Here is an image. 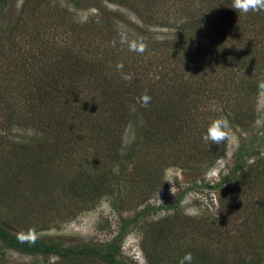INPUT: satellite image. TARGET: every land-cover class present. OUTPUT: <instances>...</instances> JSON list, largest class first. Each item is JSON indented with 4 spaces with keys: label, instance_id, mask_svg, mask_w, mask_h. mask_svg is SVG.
Segmentation results:
<instances>
[{
    "label": "rangeland",
    "instance_id": "rangeland-1",
    "mask_svg": "<svg viewBox=\"0 0 264 264\" xmlns=\"http://www.w3.org/2000/svg\"><path fill=\"white\" fill-rule=\"evenodd\" d=\"M232 4L0 0V180L4 163L15 171L29 167L19 145L42 138L46 159L21 174L13 191L1 188L0 218L10 230L65 247L100 245L123 219L147 209L129 224L118 256L123 264H176L150 246L146 230L167 215L168 226L178 222L169 229L184 234L170 243L210 253V264L219 254L245 264L264 251V11L254 23ZM121 34L143 38L147 50L130 51ZM145 92L151 102L144 114L137 98ZM220 116L230 121L231 141L204 142ZM149 128L155 140L148 152L134 143L147 139ZM172 131L181 145L177 138L167 146ZM79 165L108 174L94 200L65 199L60 186L50 197L32 194L40 178L69 169L73 177ZM236 165V176L213 188ZM83 182L94 186L92 178ZM56 196L64 202L50 206ZM0 246V264H78Z\"/></svg>",
    "mask_w": 264,
    "mask_h": 264
},
{
    "label": "trees",
    "instance_id": "trees-1",
    "mask_svg": "<svg viewBox=\"0 0 264 264\" xmlns=\"http://www.w3.org/2000/svg\"><path fill=\"white\" fill-rule=\"evenodd\" d=\"M259 13L260 12H250L247 15L252 19V22L255 23V19L259 16ZM115 32L120 34L117 31ZM241 54L238 55V58L240 59L243 58ZM50 90L51 89H49L43 95V97H41L40 102L46 101L52 95V92ZM130 97L132 100V95ZM159 101L160 99L155 98L154 103H158ZM161 103L162 106H165L163 104L162 99H161ZM147 107L141 106V110L144 112V114L146 112ZM35 127L39 128L38 125H36ZM149 129L151 131L149 132V137H147V139H142V140L137 139L134 143L135 147L137 146V144L140 145L141 143H143V145L141 146H143L145 150L148 152H149V147H147L146 145H151L155 140L154 139L155 132H153L151 128ZM170 134L172 135V140L170 142H167V146L172 144V142H177L176 140L177 138L180 139V142L178 143L181 145V138L179 137V134L173 131L170 132ZM163 138L164 140H166L165 137ZM35 141H32L33 144L30 142L19 145L20 153L23 155L24 158H26V162H30V165L26 170L21 169L15 171L12 170L9 163H4V167L6 169V172L4 173L6 175V178L0 180L1 182L0 190L2 188L5 192L13 191L15 182H17L18 184H20L21 182V178H20L22 176L21 174L28 173L31 170H36L43 165L42 163H44L46 159L41 152V147L43 145L42 138L37 137ZM62 145L63 143H58L56 146L57 149L60 150V147ZM134 146H132V149L134 148ZM157 146H158L157 148L160 147L159 144H157ZM25 150L26 152L23 153ZM28 153L30 154L29 157L27 156ZM132 154L133 153H131V155ZM239 156L241 157V155ZM238 166L240 165H236L235 168H233L227 176L222 177L221 181L213 185V188L222 187L224 182L236 176L235 174L238 171ZM101 168L102 167L96 165L94 166L95 170L92 173L91 171H88L90 173L89 174L87 171H82L85 168L79 165L77 174H75L76 173L75 171V173L72 174L73 177H70L71 169H69V172L67 173L62 172L61 174H57V177L55 175L51 177H42L33 184L35 187L34 190L35 192L32 194H35L39 198L50 197L51 195H53L51 191L54 188L60 186L61 190L63 191L62 195H64L65 199L68 198L69 200L73 196H77L83 199L84 201L85 200L92 201L98 195L96 190H98L101 184H106V181L108 180V174L101 173ZM103 170H108V168H103ZM85 177L92 178L94 182V186H88L86 182H83V179ZM91 188H93L92 192L89 191ZM228 190L231 191V188L229 186L227 188V191ZM64 198L58 199L56 196L55 198L51 199L49 205L54 206L57 203L64 202ZM224 200H226V198ZM146 212L147 209H144L136 213V215L131 219H123L122 227L118 231L116 236H114L111 240L105 242L104 244L92 245L89 243L87 244L85 243V244H76L69 247H65L60 241L57 240L24 238L20 234L10 230L9 225L6 224L0 218V243H2L3 246L6 245L10 248H13L16 251L25 254H32V255L40 254L47 258L52 256H57L59 258V261L57 260L58 263L75 260L78 264H95L97 263V261H102L105 264H123V262L120 259H118V256H120L121 254L122 242L128 232L127 229L129 228V224L137 220L139 216L145 214ZM170 218L171 216L167 215L157 221L152 222L151 224H147L146 230H149L148 233L152 234L151 239H149L150 246L159 247L160 253L164 254L167 258H169L171 261L175 262L176 264H180L181 259L183 258V257L180 258L178 256L176 257V255L178 253H181L182 251H185V254L189 252L192 253L193 260L191 261V264H210L208 262V259L211 260L213 258L210 253L206 254L201 249L187 250V249H183L184 247L182 248L179 245H173L170 243L171 240L175 239V236L177 237L184 236V234L181 231L175 232L169 229L171 227L178 225V222H174L170 226H168ZM2 248L3 247L0 246V251L2 250ZM87 259H94V261L89 263ZM150 262H151V258H150ZM213 264H228V263L226 262V259L223 258V255L219 254L218 257L215 258ZM245 264H264V251H257L254 260Z\"/></svg>",
    "mask_w": 264,
    "mask_h": 264
},
{
    "label": "clouds",
    "instance_id": "clouds-1",
    "mask_svg": "<svg viewBox=\"0 0 264 264\" xmlns=\"http://www.w3.org/2000/svg\"><path fill=\"white\" fill-rule=\"evenodd\" d=\"M232 9L235 10L238 14L261 12L264 11V0H233ZM115 43L116 41L114 40L113 45H115ZM120 43L127 44L130 51L138 52L141 54H143L148 47V45L143 41V38H140L139 40L129 41L123 34H121ZM118 67L122 68L123 65H118ZM123 79L131 81L132 76L125 75ZM150 102L151 96L148 95L147 92H145L141 97L137 98V103H140L142 107H147ZM202 139L206 143L210 141L212 144L216 145H223L226 142H230L232 139V129L227 116H220L213 119L208 125ZM192 260V253L189 252L186 253L185 256L181 259L180 264H191Z\"/></svg>",
    "mask_w": 264,
    "mask_h": 264
}]
</instances>
